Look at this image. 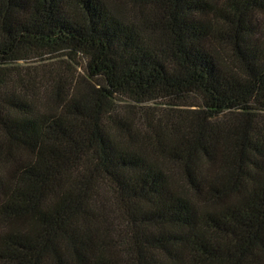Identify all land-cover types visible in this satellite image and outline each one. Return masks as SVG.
Instances as JSON below:
<instances>
[{
  "label": "trees",
  "instance_id": "1",
  "mask_svg": "<svg viewBox=\"0 0 264 264\" xmlns=\"http://www.w3.org/2000/svg\"><path fill=\"white\" fill-rule=\"evenodd\" d=\"M0 264H264V0H0Z\"/></svg>",
  "mask_w": 264,
  "mask_h": 264
},
{
  "label": "rangeland",
  "instance_id": "2",
  "mask_svg": "<svg viewBox=\"0 0 264 264\" xmlns=\"http://www.w3.org/2000/svg\"><path fill=\"white\" fill-rule=\"evenodd\" d=\"M120 0H112V3H116L117 4V2H119ZM125 15L128 17L129 16V14L128 13H134L135 14V12H134V10L132 9V8H127V5L125 6ZM21 66H23V67H25L26 65H25V63H21L20 64ZM70 66V65H72L71 63H64V64H62L61 66L62 67H65V70H67V71H70L71 73H78L79 72V70L76 72V68L72 65L71 66V68L68 70V68H67V66ZM124 110H120V112L122 113Z\"/></svg>",
  "mask_w": 264,
  "mask_h": 264
}]
</instances>
